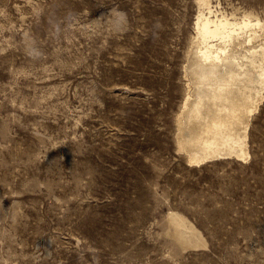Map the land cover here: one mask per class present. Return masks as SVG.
Listing matches in <instances>:
<instances>
[{
  "label": "rangeland",
  "instance_id": "rangeland-1",
  "mask_svg": "<svg viewBox=\"0 0 264 264\" xmlns=\"http://www.w3.org/2000/svg\"><path fill=\"white\" fill-rule=\"evenodd\" d=\"M212 3L264 20V0ZM198 14L0 0V264H264V98L249 159L191 165L178 144ZM170 211L207 246L176 243Z\"/></svg>",
  "mask_w": 264,
  "mask_h": 264
},
{
  "label": "bare ground",
  "instance_id": "bare-ground-1",
  "mask_svg": "<svg viewBox=\"0 0 264 264\" xmlns=\"http://www.w3.org/2000/svg\"><path fill=\"white\" fill-rule=\"evenodd\" d=\"M197 1L187 67L192 90L177 116L178 144L191 165L249 159L250 122L264 98V20L252 13L224 11L212 0ZM168 219L176 243L207 246L185 215L170 211Z\"/></svg>",
  "mask_w": 264,
  "mask_h": 264
}]
</instances>
